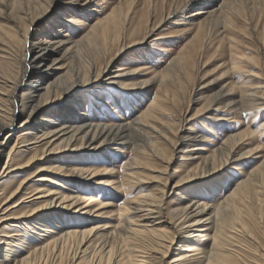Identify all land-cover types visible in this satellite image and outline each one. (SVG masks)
<instances>
[{"label": "bare ground", "instance_id": "6f19581e", "mask_svg": "<svg viewBox=\"0 0 264 264\" xmlns=\"http://www.w3.org/2000/svg\"><path fill=\"white\" fill-rule=\"evenodd\" d=\"M138 1L125 0V5L122 3L120 7L115 8L108 15L103 27H97L98 24L93 26V30L79 40L70 37L60 39L49 36L35 37L27 36V34H23L24 37L20 38L19 32L23 24L28 29L34 21L38 22V17H36L29 24L23 11H19L20 15L16 16V20L12 19V23H14L12 26L0 27V133L8 128L10 131L8 135L13 134L17 128V121L21 115L25 114L18 125L25 127L21 133L24 136L22 143L25 148L23 152L16 151L15 144L10 148L5 165L0 172V179L6 172L10 161H16L15 168H24L31 167L37 160L41 161L48 154H55L64 150H81L85 147L90 149L118 148L125 140L130 139L129 136L133 132L144 136L146 140L142 137L134 139V156L124 164L127 170L123 179L119 181L108 176L113 174V168L103 167L97 171L89 165L64 166L54 162L49 165H39L36 172L30 175V178L36 177L38 181H47L50 178L46 173L53 172L91 179L90 182L95 183V178L104 176L105 178L100 179V184L109 183L117 186L119 190L124 189L130 192L141 186L139 184L145 183V179L163 180L160 175L165 170H161L157 175L149 174L144 170L142 173L135 172L137 168L152 169L150 166L152 158L161 157L163 159L166 149L161 143L162 141L170 142L175 152L178 149L179 152H186L183 156L193 155V150L190 147L194 144L190 145L187 141L197 140V133L192 135L189 133L190 131H186V134L180 136L177 141H173L168 135V132L172 130L170 125V127L159 128L148 124L147 120L150 121L154 117V112L157 109L166 108L168 101H175V98L170 97L169 89H166L169 81L171 82L176 77L179 78L178 75L173 74V71L177 69L180 71L179 75L184 74L181 67L187 62L186 58L194 55L193 52L197 48L195 41L198 39L201 40V44H204L208 35L202 36L203 27L199 26L197 34L189 43L190 45L185 47L170 65L160 72L156 69L144 72L141 69L128 68L125 70L121 68L118 70L119 72L113 71V68L116 67L115 60L118 58V54L142 42L149 36V32L154 30L151 28L146 31L144 36L138 39H130L133 34L129 31L128 26ZM163 1L167 2L168 0ZM15 2L19 3L21 0L13 1V5L16 4ZM33 2L42 9L40 16H43L58 1L33 0ZM210 2L212 3L213 0H184L182 4L168 8L165 14L162 13V16H165L164 19H168L169 16L178 14L183 6L197 4L204 7L202 6L201 10L191 16L223 15L225 16L224 23L228 21L233 24L232 16L255 14L254 12L259 10L260 4L264 0H220L215 8L205 7ZM4 3L5 0H0V11L7 7ZM146 3L148 5L146 16L158 12V0H146ZM260 15H264V12H261ZM208 31L210 28L206 34ZM214 33L230 42H235L238 39L224 33V30L219 28ZM127 39L131 41L127 42ZM21 41H23L22 44ZM41 46H45L43 53H37V49ZM50 51L52 52L50 53ZM29 55L34 56L32 59H28ZM38 58H40V62L36 63L34 60ZM59 58L67 60L66 70L61 76L55 75L53 71V65ZM249 59V64H251L254 60ZM235 67L233 71H241ZM144 74L146 76L139 78V81H133L130 84L124 83L128 78H136V76ZM103 80L108 84L116 83L119 86L127 87L129 90L139 91L145 89L149 83H157L158 89L149 108L140 117L129 122L108 123L91 120L85 113L67 107L66 105L69 103L62 104L69 92L79 91L82 86L90 81ZM232 86L234 87V85ZM227 88L228 86L222 88L215 96L209 97L207 99L208 104L199 111L210 109L211 105L226 107L230 112L264 109V81L259 82L255 87L239 86L241 94L238 99L233 96V88L230 90ZM40 91H42L41 94H39ZM17 103H20L21 110L17 108ZM57 105L62 107L58 110L55 108ZM41 110H46V115L32 122L31 119ZM250 132L252 135L257 134L252 130ZM245 134H229L218 147L213 149L206 161L200 163V167H202L200 171L190 172L186 176L169 172L162 182L158 181L153 191L146 193L140 191L133 198L125 200L120 207L117 223L109 226L108 224L112 222H107L104 224V226L108 225L106 227L75 228V230L67 232L59 231L57 234L53 231L49 239L41 240L38 238L36 243L27 247L21 243L22 247H19L17 241L19 239L16 237L22 236L21 229L6 230L8 224H3L13 223L10 221L15 220V225L20 227L25 224L24 226L32 230L23 221L24 216L29 215L33 217L31 220L36 222L38 217L42 216L43 210L53 206L63 210L72 208L75 211L87 208L83 213H92L93 210L90 207L93 200L77 194H70L67 191H53L52 188L47 190L36 187L28 192L26 191L27 188L25 189L26 182L21 181L15 189L10 188L3 191L0 200V264H113L116 261L114 257H119L118 251L123 250L122 248L125 246L127 249L120 252L122 258L118 261L128 264L135 255L132 246L136 247L135 242L140 244L144 237L149 238V244L145 245L143 255L134 256L136 261L133 264H176V261H181V264H264L263 247L257 232L264 229V199L261 200L262 205H260L257 214L250 207L245 219L241 217L243 216L241 213L239 217L236 216L235 220L226 219L224 221V212L221 213L223 211L221 209L222 202L217 206L207 204L203 206L190 199L187 200L186 204L184 203L185 206L179 208L184 199L178 198L173 200L172 208H169L173 209L169 210V219L163 218L165 215L163 213L164 196L173 180L175 182L171 188L220 170L238 155L236 150L240 146L239 141ZM209 138L211 137L203 135V142L209 143L211 141ZM259 149L260 145L258 144L247 153L250 154ZM3 150L4 146H0V152ZM29 152L34 153L28 159L25 160L21 157L24 156L22 153ZM18 155H21L19 159L17 158ZM261 158L263 159L261 163L250 174H258L262 177L264 174L262 170L264 168V154L261 155ZM171 160V157L167 159L166 167H169ZM163 161L166 160L163 159ZM50 182L62 185L61 182L54 179H51ZM242 184L240 183L239 187ZM235 190L228 199H236L243 192L242 186ZM18 195L24 197L25 200L29 199L28 201H40L45 198L46 203L34 208L30 213L2 215L10 207L6 205ZM104 207L107 205H103L102 208ZM103 214H108V212L104 211ZM157 219L160 220L156 221ZM213 222H215L214 226L211 225L210 227V223ZM223 223L225 224L223 225ZM232 224L240 225V228L232 227ZM227 225L229 227H226ZM108 227L111 228L108 231L110 232L108 237H106L105 234L100 233L99 228L106 230ZM38 230L46 231L47 228L40 227ZM211 231H213L212 234ZM35 234L45 236L42 232ZM236 234L244 236L248 240V245L239 241L237 243ZM202 236L207 237L212 241V244L203 257H196L192 254L195 251L193 249L194 242ZM116 241L122 243L117 245ZM249 241L252 243V247L249 245Z\"/></svg>", "mask_w": 264, "mask_h": 264}, {"label": "rangeland", "instance_id": "374dc122", "mask_svg": "<svg viewBox=\"0 0 264 264\" xmlns=\"http://www.w3.org/2000/svg\"><path fill=\"white\" fill-rule=\"evenodd\" d=\"M13 1L15 0H5L4 4L7 7H5V10L0 11V27L12 26L14 24L12 23V19L16 20V16L20 15L19 11H23L29 24L36 17H38V22L34 21L29 26V30L23 24L19 32L20 38L24 37L23 34H27V36H49L59 39L70 37L75 40H79L84 35H87L93 30L92 27L97 24V27H103L108 15L115 8L120 7L122 3L125 5V0H57L58 2L53 4L47 13L40 16L42 9L37 7L33 0H21L19 3L15 2L16 4L14 5ZM183 1L168 0L164 2L163 0H158V12L146 16L148 10L146 0H139L136 9L131 14V23L128 26L129 31L133 34L130 39H138L144 36L146 31L151 28H154V30L149 32V36L142 42L119 53L118 58L115 60L116 67L113 68V71L128 68L141 69L144 72L156 69L160 72L169 66L185 47L190 45L189 43L197 34L199 26L203 27L202 36L208 35L204 44L200 43L201 40L197 39L195 41L197 42L195 44L197 48L193 52L194 55L186 58L187 62L181 67L184 74L179 75L180 71L175 69L177 72L173 71V74L178 75L179 78L176 77L171 82L169 81L167 85L166 89H169L170 97L175 98V101H168L166 108L157 109L154 112V117L150 121L147 120L148 124L158 126L159 128L170 125L172 130L168 132V135L173 141H177L180 136L186 134V131H190L189 133L192 135L197 133L198 138L195 141H187L190 145L194 144V146L190 147L193 150V155L188 157L183 156L186 152H179V149L175 152L170 142L162 141L161 143H163L166 149L163 159L166 161H163L161 157L152 158L153 160H150L152 169L137 168L135 172L142 173V170H144L145 172H149V174L157 175L161 170H165L160 175L163 180L169 172H175L179 176H186L190 172H198L202 168L200 167V163L205 162L213 149L218 147L229 134L246 133L239 141L240 146L236 150L238 155L227 162L220 170L171 188L175 182L173 180L169 189L166 190L163 208V213L165 214L163 218L169 219V210H173L169 208H172L171 204L174 199H184L179 208L185 206L187 200L190 199L203 206L205 204L217 206L222 202L221 209L223 211L221 213L224 212V221L226 219L235 220L236 216L239 217L241 213L243 215L241 217L245 219V215L248 213L250 207H252L255 214L258 213L260 205H262L261 200L263 201L264 199V174L262 177L258 174H250L263 160L261 155L264 154V109L258 108L243 112H230L226 107L211 105L210 109L199 110L208 104L207 99L209 97L215 96L222 88L227 86V90L233 88V96L238 99L241 94L239 86L248 85L255 87L256 84L264 81V15H260L261 12H264V2L260 4L259 10L254 12L255 14L239 17L232 16L233 24L228 21L224 23L225 16L223 15L191 16L198 10H201L203 6L197 4L183 6L178 14L164 19L165 16H162L163 12L165 14L168 8L182 4ZM218 1L220 2V0H213L212 3L206 4L205 7L210 6L209 8L211 9L215 8L219 3ZM209 28L210 31L206 34ZM217 28L238 39L235 42H230L226 38L222 39L221 36L214 33ZM130 39H127V42L131 41ZM22 43L23 41H21ZM44 47L38 48L37 53H43ZM33 56L29 55L28 59H32ZM249 58L254 60L251 64H249ZM34 61L39 63L40 58ZM66 62L65 58H59L53 65L55 75H64ZM234 67L239 68L241 71H233ZM145 76L146 74L136 76V78H128L124 83L130 84L133 81H139V78ZM157 89V83H149L145 89L139 91L129 90L127 87L119 86L116 83L108 84L104 80L90 81L82 86L79 91L69 92L65 99H63L62 104L69 103L66 105L67 107L71 110L85 113L91 120L108 123L129 122L140 117L149 108ZM41 93L42 91L39 92V94ZM61 107L57 105L55 108L59 110ZM17 108L21 110L20 103H17ZM46 113V110H41L34 115L31 119L32 122L41 116H45ZM23 115L17 121V128L13 134L8 135V132H10L8 128L0 133V146H4V150L0 152V172L7 160L8 151L14 144L16 151L23 152L25 148L22 143L24 136L21 134L25 127L18 126L21 119L25 117V114ZM251 130L255 131L259 138L256 135H252ZM146 133H149V131H146ZM200 135L202 137L203 135L210 136L211 138L209 139L211 141L209 143L203 142L204 139ZM129 137L130 139L125 140L118 148L101 147L102 149H90L89 147H85L81 150H64L55 154H48L41 161L37 160L31 167L15 168L16 161H10L6 172L0 179V200L3 191L10 188L15 189L21 181L27 183H25V189L27 188L26 191L28 192L36 187L47 190L52 188L53 191H67L70 194H77L93 200L90 207L93 210L92 213L87 212V214H84L83 212L87 208L75 211L72 208L63 210L60 207L53 206L43 210L41 212L42 216L38 217L36 222L31 220L33 217L29 215L24 216L22 218L23 221L32 230L24 226L25 224L20 227L15 225V220L10 221L13 223H4L3 225L8 224L6 230L21 229L22 236L16 237L19 239L17 240L19 247H22L20 243L24 247L33 245L38 238L41 240L49 239L53 231L57 234L59 231L67 232L75 230V228L103 227L107 222H112L108 224L111 226L118 222L120 207L125 200L133 198L140 191L144 193L153 191L158 181L162 182V179L156 181L145 179V183L139 184L141 186L129 192L124 189L119 190L117 186L109 183L100 184V179L105 178L104 176L95 178L96 182L92 183L90 182L92 181L91 179L77 178L71 175H64L63 173H46L49 175L50 180L54 179L61 182V186L51 183L50 180L38 181L36 177L30 178V175L36 172L39 165H49L54 162L55 164H62L64 166L89 165L97 171L103 167L113 168V174L108 176L111 179L115 178L119 181L123 179V175L127 170L124 164L134 156V139L142 137V139L146 140L144 136L134 132ZM258 144L260 145L259 150L250 154L247 153ZM33 153H22L24 156L18 155L17 158L19 159V156H21L26 160ZM169 157L172 160L169 167H166ZM262 170L264 171V168ZM240 183H243L241 185L243 189L242 194L236 199H228L236 191L235 189L241 187H239ZM28 200L18 195L6 205L10 207L2 215L30 213L34 208L46 203L45 198L40 201ZM103 205H107V207L102 208ZM104 211H107L108 214H103ZM159 220L157 219L156 221ZM216 222L218 223V220ZM214 224L215 222L210 223V227L211 225L213 227ZM233 226L240 228V225L232 224ZM40 227H46L47 230L40 231L38 230ZM226 227H229V225ZM110 228L108 227L106 230L99 228V231L108 237ZM36 232H42L45 236H38L35 234ZM257 232L259 241L262 243V252H264V229ZM212 233L213 231H211ZM235 239L237 243L239 241L248 245V240L244 236L236 234ZM120 243L122 242L116 241L117 245ZM194 243L193 249L195 251L192 254L196 257H203L207 249L211 247L212 241L202 236ZM135 244L137 245L136 247L132 246L135 255H143L145 245L149 244V238L144 237L140 244L137 242ZM249 245L252 247L250 241ZM122 249L125 250L127 247L125 246ZM123 250L118 251L119 257H117V253L115 254L117 258L114 257L116 261L113 264H125L118 261L122 258L120 252ZM134 256L128 264H133L136 261ZM176 264H181V261H176Z\"/></svg>", "mask_w": 264, "mask_h": 264}]
</instances>
